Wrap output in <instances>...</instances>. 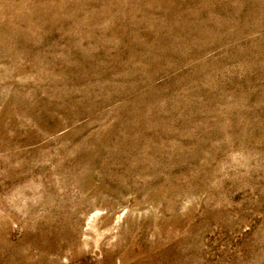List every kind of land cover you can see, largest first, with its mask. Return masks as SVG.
I'll return each mask as SVG.
<instances>
[{"label":"rangeland","instance_id":"374dc122","mask_svg":"<svg viewBox=\"0 0 264 264\" xmlns=\"http://www.w3.org/2000/svg\"><path fill=\"white\" fill-rule=\"evenodd\" d=\"M0 264H264V0H0Z\"/></svg>","mask_w":264,"mask_h":264}]
</instances>
